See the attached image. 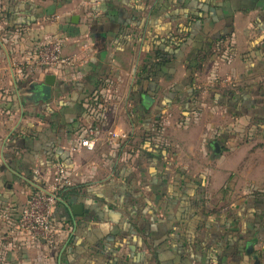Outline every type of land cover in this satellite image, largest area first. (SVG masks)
<instances>
[{"label":"crops","instance_id":"1","mask_svg":"<svg viewBox=\"0 0 264 264\" xmlns=\"http://www.w3.org/2000/svg\"><path fill=\"white\" fill-rule=\"evenodd\" d=\"M15 1L0 0V26L23 21L0 38V112L7 114L0 116V264H224L233 257L230 242L221 260L208 256L197 240L200 222L191 231L182 223L183 204L194 205L186 192L203 194L199 174L219 181L213 185L225 195L223 182L233 179L226 168L264 156V0ZM168 33L179 36L174 63L158 71L157 85L140 81ZM56 37L73 64L29 71L34 49ZM47 74L56 80L43 102L29 87ZM90 94L102 103H90ZM93 118L126 137L94 152L74 150ZM171 124L174 135L166 133ZM225 133L237 161L219 163L205 149ZM197 137L206 147H191ZM144 139L163 145L160 160L143 152ZM263 164L243 194L264 182ZM61 166L73 186L54 209L59 244L50 249L41 235L14 233L12 224ZM250 168L241 169L257 171ZM245 247L258 260L250 241Z\"/></svg>","mask_w":264,"mask_h":264},{"label":"rangeland","instance_id":"2","mask_svg":"<svg viewBox=\"0 0 264 264\" xmlns=\"http://www.w3.org/2000/svg\"><path fill=\"white\" fill-rule=\"evenodd\" d=\"M6 31L7 29L3 25L0 26V38H4ZM4 62L5 60L2 59L1 63L4 64ZM173 114L176 115L177 111L175 110ZM174 115H172L173 118L171 120L176 119ZM0 116L3 120L7 118V114L3 112H0ZM223 123L225 122L221 121L220 118L219 126ZM191 127H194L193 124ZM183 130L187 131L185 128ZM175 131L176 128L173 124L168 125L166 133L174 135ZM222 134L220 135V138L219 136L218 138H214V142L219 143L221 151L217 153L212 145L205 149V152L208 153L209 157H213L214 159L218 158L219 163L226 158H231L230 160H232V162L237 161L235 157L232 159V150L236 147V143L233 142L228 144L225 140L227 133H225L226 135L224 138ZM204 138L198 139L197 137L191 147L196 148V144L198 143H201V146L206 147L205 142L203 141ZM256 139H254V141ZM256 143L258 144L259 142ZM224 148H227V150L224 151ZM263 158L264 156H258L257 158L254 157V159L249 157L247 158L248 162L245 161V163L238 168L236 165L234 167L229 165L226 169H229L228 175H233V179L231 178L230 184L226 181L223 182L225 184L223 189L226 190L225 195L216 192L219 188L214 186L213 182L218 184L219 181L214 180L212 184H210L212 180H209V177L205 174H199L198 177L195 178L196 180L202 179V195L196 196L192 191L186 192L189 198V195L193 197L192 200L194 201V205L191 204V200L183 204L186 210L184 211L185 214L182 218V223H186L188 230L191 231L194 230L193 228H195L197 221L207 222L208 227L201 228L202 231L197 237V240H201V242L205 244L204 249L207 251L208 256H211L214 260L222 259L220 251L223 249L225 242H230L227 243L229 247L226 248L230 254L233 251V247H236L237 243L239 246H243L244 243L250 241L257 254L258 263L257 259L255 261L253 258H246L248 257V255H245L247 251L243 250L241 252V257L239 255V257L235 256L236 258H225L226 260L224 261V264H261L259 258L264 261V182L260 180L261 183H254L255 187L251 188L249 194L242 193V190H245L250 182L259 179L258 168L264 163ZM175 160L178 162V158ZM205 161L206 160L203 159V163ZM248 163L251 165L249 170L257 169V171L245 173L244 169L241 168ZM171 175L173 176L175 173L171 171ZM213 193L214 196L211 198V202L208 203L210 196H212ZM232 194H234L233 197H231ZM234 222L237 224L234 225ZM205 229H207L206 232L204 231ZM239 231H241L242 234H240ZM181 243L184 244L185 240L183 239ZM210 245L211 247H209Z\"/></svg>","mask_w":264,"mask_h":264},{"label":"built area","instance_id":"3","mask_svg":"<svg viewBox=\"0 0 264 264\" xmlns=\"http://www.w3.org/2000/svg\"><path fill=\"white\" fill-rule=\"evenodd\" d=\"M72 64V57L65 56L63 53L62 38L56 37L38 45L33 51L30 62H27L25 66L29 71H48ZM125 137L126 134L117 133L111 129L104 130L99 124L94 127L89 125L84 129L83 134L81 133L74 150L85 149L94 152L107 141ZM72 184V174L69 169L64 166L59 167L48 181L47 186H39L29 196L15 224H12L13 232L41 235L50 249L57 248L59 240L52 222V215L56 205L62 199V193ZM4 239L6 237L0 235V241Z\"/></svg>","mask_w":264,"mask_h":264},{"label":"trees","instance_id":"4","mask_svg":"<svg viewBox=\"0 0 264 264\" xmlns=\"http://www.w3.org/2000/svg\"><path fill=\"white\" fill-rule=\"evenodd\" d=\"M12 3L14 5H17V2L15 0H12ZM5 15L7 18H9V13L6 11L5 12ZM23 21H16L15 24H13L12 26L10 27H7L6 29L9 30V29H17V28H21L23 27ZM225 38V36H221L220 39H223ZM179 40V36L175 35L174 33H168V36L167 38L163 41L162 45H159L156 49H155V59L153 62H150L148 64H145L144 67L140 70L139 74H138V77L140 79V81H145V80H149L151 82H155L156 85H157V78L159 76H162V75H159L157 74L158 71H161L163 72L164 69L167 68V66H169L170 64L174 63L175 61V53L176 51L180 48V44H177L176 41ZM172 44H174L176 47L174 49V51H171V49H167L169 46H171ZM174 60V61H172ZM199 60V59H198ZM193 64L195 63L194 60L191 61ZM187 68L189 69L190 68V71L193 70V67H191V65H189L187 63ZM192 78V76H190ZM28 79L30 78H27V81ZM226 96H230V98L232 96H234L231 101H235V95L233 94L232 91H229L226 93ZM96 96L93 97L92 94L88 95L86 98H89V102L91 103H94L97 105L101 104L102 101L100 98L98 99H94ZM91 108V111H93L95 109L94 106H90ZM86 111L88 110L87 108L85 109ZM90 125L91 126H97L98 125V121L97 119L95 120V118L91 119L90 121ZM253 134V133H252ZM142 146L144 147V153H147L149 154L150 156L160 160L161 157H159V154L162 153V152H165L164 150V147L163 145L160 143V142H156V141H153V140H150V139H144L143 140V144ZM73 184L68 187L63 193H62V198H64V196L67 194V192L72 188ZM236 225L237 223L234 222ZM202 227H208L207 225V222L206 221H200L199 225H198V229H201ZM246 243L243 244V246H239V244L237 243L236 244V247L234 246L233 247V251L232 253L234 254L233 257L236 258V257H240L242 256L241 252L243 250H246V247H245ZM245 255H248V259H250V254L248 252H246ZM236 256V257H235Z\"/></svg>","mask_w":264,"mask_h":264},{"label":"water","instance_id":"5","mask_svg":"<svg viewBox=\"0 0 264 264\" xmlns=\"http://www.w3.org/2000/svg\"><path fill=\"white\" fill-rule=\"evenodd\" d=\"M55 80H56V77L53 74H47L45 76L44 81H42V82L34 81L30 85L29 90L30 91L34 90L36 99L43 101V102H46L52 96V88L55 84ZM147 98H150V97H147ZM212 145H213V147L217 153H219L221 151L220 145L218 142H213ZM82 208H83L82 205H74L73 206V213L75 215L82 214V212H81ZM257 263H258V260H257Z\"/></svg>","mask_w":264,"mask_h":264}]
</instances>
